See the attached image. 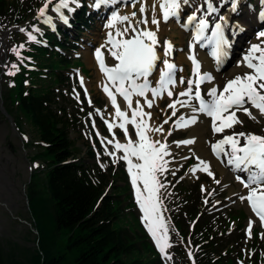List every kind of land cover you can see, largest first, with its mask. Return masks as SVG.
<instances>
[{"label": "snow or ice", "instance_id": "snow-or-ice-1", "mask_svg": "<svg viewBox=\"0 0 264 264\" xmlns=\"http://www.w3.org/2000/svg\"><path fill=\"white\" fill-rule=\"evenodd\" d=\"M118 2L121 0H92L90 6L98 10L102 7L116 5ZM228 2L229 0H220L221 6ZM239 2L240 0H230L231 12H237ZM130 3L133 8L139 5L140 15H137V11L123 15L118 11H113L104 24L105 29L108 30L105 41L95 49V59L98 62L99 70L107 81L103 84V91L114 109L112 122L104 121L109 133L112 134V138L107 140V143L112 145L114 151L109 152L105 148V154L111 155L113 163H115L116 152L123 153L119 159L126 163L135 200L142 213V222L162 259H171L166 250L172 245L169 243L168 227L161 216L164 208L159 193L165 185L159 176L167 170L169 161L165 160V157L170 156L171 153L166 142L154 140L150 134L163 131V124H167L172 117L177 115V105L190 108L192 114L187 117L180 115L173 121V128L169 129L168 135H171L173 129L187 128L196 124L200 115L210 118L212 133L223 134L222 138L210 144L211 150L217 159L221 160V163L230 166L231 170L237 173L235 179L247 190L246 195L239 196V199L247 202L251 212L258 218L260 227L264 228V128L260 133L234 130L237 125H243V121L237 115L238 112H243L257 123L259 121L251 109H256L261 115H264V30L255 32L257 42L251 43L242 59L237 62L238 67H246L250 71L229 78L223 85H217L213 83L215 77L211 73L201 71L202 64L194 54V48L196 44H199L200 47L211 46V56L216 64L222 63L228 55L226 49L231 47L230 41L225 37V27H229V21L224 15H219L218 21H213L211 35L206 36L205 32L209 29L210 23L208 18L214 13H219L220 8L214 6L213 0H202V4L187 17V23L183 25L185 28L195 25L188 55V59L192 63V75L186 81L182 76L177 81L176 73L183 69L178 68L174 62L168 59L175 50L174 44L171 41H161L158 38L160 20L155 16V5L152 7L153 15L149 21L146 15L148 11L146 0H130ZM182 3L187 4L188 0H161L159 7L162 19L166 22L170 17H176L179 21ZM51 4H53V0H44L42 7L38 10L37 18H42V23L55 30L53 18L47 14ZM70 4H75L77 8L82 7L79 0H58L51 9L64 24L69 23V17L64 14L63 10L66 9L69 13L75 11L74 8L69 7ZM197 13L200 15L197 16ZM260 15L264 18V11ZM149 23L156 26L154 30L148 28ZM118 25L122 27H118ZM141 25L144 27L141 28ZM230 27L233 35L244 31L239 22L230 25ZM19 30L25 31L24 28ZM33 31L40 30L34 28ZM129 33L132 34L130 38H124ZM117 37L120 38L117 39ZM27 38L30 41L36 40V36L31 33L27 34ZM161 44L164 58L157 53V48ZM107 46H110L108 48L110 56L118 61L111 67L107 66L102 52V49ZM19 47L22 48L23 45ZM12 51L20 58L17 48H13ZM157 61H161L163 67L160 69L158 85L150 87L149 77L156 70ZM18 70L17 65L12 64L7 74L14 76ZM177 82L179 84L186 82L187 87L167 105L172 110L171 116L158 127L150 125L152 114L144 111L145 106L149 109L152 108L154 101L162 93H166L171 99L173 97L171 88H174ZM205 83L212 84L205 91L207 99H205V95H202L201 89V85ZM80 84L83 87L82 78ZM112 89L115 91L113 92ZM148 93L151 94V99L147 98L146 94ZM117 96L121 97L124 102L123 109L117 101ZM134 97L142 98L143 102L141 99L134 101ZM182 97L186 99H181ZM193 101L196 104H193ZM89 103H91L90 100ZM133 104H135L134 107ZM129 112L131 113L130 117ZM89 115L91 116V113ZM129 125L134 130L135 138L130 133ZM93 127H95V123H93ZM114 128L122 130L126 142L122 143L116 139ZM226 130L232 131L226 132ZM97 135L99 136L98 132ZM104 142L102 137L101 143ZM173 143L177 146L190 145L195 143V139L190 138ZM226 146L228 147L226 148ZM197 159L199 163L191 171L195 173L199 169L215 179L210 164L203 159ZM38 166L33 165L32 167ZM101 167L104 165L102 164ZM215 182L220 183L219 180H215ZM254 223L256 221L250 217L247 224L249 238H251ZM260 238L264 240V232L260 233ZM188 255L191 258V251Z\"/></svg>", "mask_w": 264, "mask_h": 264}, {"label": "rangeland", "instance_id": "rangeland-1", "mask_svg": "<svg viewBox=\"0 0 264 264\" xmlns=\"http://www.w3.org/2000/svg\"><path fill=\"white\" fill-rule=\"evenodd\" d=\"M82 1L91 11L92 7L90 5L92 0H79L80 4ZM42 2H44V0H28L29 5L33 7L34 13H36V8ZM53 2L55 3L57 1L54 0ZM129 2L130 0H127V2L125 0L123 6L127 5ZM198 2H200V0H191V3H188V7L194 8V6H199ZM119 4L120 2L106 9L102 7L101 11L105 13L110 12L111 10L117 9ZM71 5L76 6L75 4ZM246 8L247 12H251V19L254 20V13H252L247 6ZM91 17L92 24L86 31L79 34L72 30L70 35L72 37L70 41L74 42L75 37L78 39L76 42L77 50L74 53L71 52V56L78 59V62L82 63L83 66H71L68 69H63L62 74L65 80L61 85H57L54 88L58 89L61 93V103L66 107L70 117L77 119L75 125L69 129V136L73 143L75 156L85 159L90 169L94 168L93 163H96L99 171L104 173L111 172L114 174L115 181L114 183H109L107 192L117 193L116 190L119 187L129 186L130 177L127 172L126 163L119 159V157L123 155L122 152H116L117 160L115 163H113V157L111 155L105 154V148H107L109 152L114 151L112 145L107 143V140L112 138V134L109 133L104 123L110 108L108 107L107 101L100 93L99 88L95 86V78L93 76L94 68L88 64V57L85 56L86 52L89 56L91 49L97 47L99 43L103 41L105 34L104 31H102L100 23L92 13ZM40 23L42 22L40 21ZM173 26L177 27L179 25L176 23H171L169 25L165 24L166 31L162 33L159 39L161 41H172L177 49L179 47L178 43L176 40L174 41V37H172V32H176V30L172 29ZM20 28H24L25 31L21 32L19 30ZM33 29L26 32V27L24 25L17 28H7L5 25L0 24V72L3 68V71L7 73L12 64L17 65L14 60L8 63L7 58L12 53L11 50L14 48L16 40H18V36L24 35L27 37L28 33L33 34L36 32L33 31ZM188 35L189 34L186 33L184 38L185 41H187ZM239 40H241V37ZM160 47L163 49L162 44ZM81 69L86 73L88 77L87 80L90 82V90L88 92L90 98L88 99L84 97V92L78 89L75 83V75L80 72ZM33 71H37L35 67ZM186 71L187 68L184 67V70L181 72L185 73ZM225 73H227V71H225ZM4 82L5 80L2 79L0 75L1 94L5 89ZM186 87V83L178 85L173 91V97L176 91ZM76 92L79 94V99H77ZM89 100L91 103H89ZM169 103L170 99L166 98L159 107H155L154 105V115L157 116L158 124H161V120L165 117L161 112L162 109L165 110V114L169 115V109L167 107ZM90 113L91 116L89 115ZM239 113L244 117L245 121L241 127L243 131L261 132V129L264 128V124L261 123L264 121V116H259V122L257 123L243 112ZM17 114L23 119L22 135L24 137L15 132L9 122L0 115V244L4 247L17 244L20 248H16V251L20 252L22 248L29 250L35 246L34 235L31 230L33 226L32 219L26 203L25 187L29 180V164L27 158L34 156L39 151V148L32 146V142L37 140L36 130L23 113L18 112ZM179 116L180 115H176L175 118L173 117L168 125L164 124L167 130L166 133L169 129L173 128V121L178 119ZM93 123H95L99 136L92 131L91 126H93ZM113 132L117 139H124L123 136H120L121 133L118 132V128L117 130H113ZM166 133L164 136L168 141L171 155L165 158V160L169 161L167 170L159 176V179L165 185L160 189L159 195L160 199L164 201V210L161 212V216L168 227L169 243L172 247L168 248L166 251L167 254L171 256V259H162L158 250L157 255L143 252L138 257L145 258L143 261L144 264H155V261H159L160 264L161 262L165 264V261L167 264H180L176 258H174L173 251L182 249L185 254L187 250L191 251L194 260L191 261L190 264H196L195 260L199 258L200 252L198 248L199 245L197 246L195 243V230H188L190 219L185 211L189 210L190 212L198 211L200 213L194 225L195 229L203 221L207 224V227H210L213 236H215V238L212 239L214 251H220V254H223L228 260L234 259L236 264H241V262H243V264H264V240L260 238V233L264 232V228H261L258 222L254 223L251 238L248 237L247 224L250 215L244 203L232 199L228 190L229 186L236 188L235 181L229 179V185L222 183L221 177L216 169H214L215 179L205 172H201L198 178H187L189 170L197 166V149L190 146L179 147L173 143L174 141L187 139L188 133L186 130L173 129L169 136H166ZM93 134L99 137L97 138L98 141L94 138ZM207 135L209 136V133H207ZM25 137H27L26 140H24ZM102 137L105 140L104 143H101ZM22 140L29 142L30 145L26 147L23 146ZM89 146H92L95 151V159L91 161L86 158V151ZM184 157H187V159H184ZM102 164L104 167H101ZM35 165L41 166L40 162H36ZM41 168L43 169V166H41ZM97 168H94L95 171ZM173 172L175 173L174 175ZM95 175L97 176L98 174L96 173ZM43 179L44 176L41 174L39 176L40 183ZM215 180H219L220 183L217 184ZM202 186L204 189L203 191ZM182 190H187L188 195H183ZM209 193H211V195H209ZM122 199L125 200V195H123ZM133 201L135 203L134 198ZM205 201H207V203H205ZM127 205L128 200H125L124 208L127 207ZM133 217L137 218L140 223L142 222V213L135 205L133 208L127 209L121 216V219L123 223H127L129 222L128 220H132ZM18 218L27 220V225L23 224L24 222H18ZM175 219L182 222L183 229L187 234L186 237L179 238L172 224L173 222L175 223ZM150 239L154 246V241L152 238ZM256 256H258L257 260ZM133 257L134 254L128 256L126 259H132ZM228 263H230V261Z\"/></svg>", "mask_w": 264, "mask_h": 264}, {"label": "trees", "instance_id": "trees-1", "mask_svg": "<svg viewBox=\"0 0 264 264\" xmlns=\"http://www.w3.org/2000/svg\"><path fill=\"white\" fill-rule=\"evenodd\" d=\"M86 14L84 6L78 9L72 27L76 26L78 31L84 29ZM32 19L28 0H0V24L11 28L28 24ZM68 32L58 30L57 35L64 36L62 42L49 27L43 26L39 36L45 46L20 38L21 62L27 65L30 58V63L40 65L39 70H27V66L19 63L16 74L7 77L10 85L5 84L2 94L3 106L14 126L21 132L23 119L17 114L21 112L36 130L35 145L39 151L31 160L41 161L43 169L33 171L25 187L28 211L36 231L35 246L19 252L17 244L9 247L0 244V264H144L145 258H139L140 254L156 255L157 252L136 219L128 224L121 219L128 209L124 204L129 195L117 190L107 194L108 175L100 173L98 178H93L84 160L75 158L68 132L75 120L69 119L65 107L58 101L59 92L53 88L63 81L62 65H70L69 58L55 48L75 49L66 44ZM92 156L89 148L87 157ZM41 174L44 179L40 183ZM177 225L182 230L181 222ZM194 235L196 243L202 246L197 264L224 263L220 251H214L215 236L204 222L195 229ZM181 253L174 255L178 257ZM133 254L132 259H126Z\"/></svg>", "mask_w": 264, "mask_h": 264}, {"label": "bare ground", "instance_id": "bare-ground-1", "mask_svg": "<svg viewBox=\"0 0 264 264\" xmlns=\"http://www.w3.org/2000/svg\"><path fill=\"white\" fill-rule=\"evenodd\" d=\"M201 1L202 0H200V2ZM213 1H216V0H213ZM160 2H161L160 0H146L147 8H148V11L146 12V15L148 16L149 21H150L152 15H153V11H152L153 5H155V16H156V18L158 20H160V25H159L160 30L158 32V38H160L162 33H164L166 31L165 25L162 24V21H161L162 14H161V10H160V7H159V3ZM200 2H198L199 5H200ZM123 3H124V1L121 0V2L119 4V7L117 6V9L115 11H118L119 14H121V15L129 14L132 11H137V15L138 16L140 15L139 12H138L139 5H137L136 8H133L131 6V3H128L125 6H123ZM188 3H191V0H189ZM228 10L229 9H225L222 12V15H224L226 18H230L232 16L231 14L228 13ZM212 18L215 19V20H218V18L216 16H213ZM237 21H239L240 26H242L244 29H246L247 32L245 34H243L242 36H240V37H242L241 41L238 39L237 36H236L235 40H232V34H230L229 31H227V33H226V38L230 41V44H231V47L227 48V51L230 54V59L227 60V64H226V65H228L226 67L229 68L227 73H223V71H222L223 69L218 70L216 63H210L208 60H206L204 58L202 59V68H201L202 72L211 73L215 77V80H214L213 83H215L217 85H223L229 78H232V77H234L237 74H242V73L248 72V70L245 67H238L237 66V62L242 59V56L248 50L249 45L251 43H256L257 42L256 36H255V32H257L259 30H264V22L262 24H257L255 22V19L254 20L251 19V13L247 12V9L245 11L241 12V16L239 17V19H237ZM169 24H171V23H169ZM118 27H122V26L118 25ZM143 27H144V25H141V28H143ZM155 27L156 26L151 25V23L148 24V28H150V29L154 30ZM251 27L252 28L255 27V28L253 30H251ZM172 29L176 30V32L174 31L175 32L174 34L172 32V35H173L172 37H174V35H175L178 38L177 41H176L178 43V45H182L183 41H184V38H185V34H186L185 27L182 26V25H180L179 27L173 26ZM249 29L251 31H249ZM131 35L132 34L129 33L124 38H128ZM100 45H98L97 47H99ZM157 53H158L159 56L164 58L163 57V49L160 46L157 48ZM85 56L88 57L87 58L88 64L91 65L94 68L93 76L95 78V81H94L95 86L98 87L101 90V86H102V83H103V77L101 76L99 71L96 69L95 63H94L93 58L91 56V53L88 56V53L86 52ZM201 57H203V55H201ZM168 59L171 61L172 60V56L168 57ZM174 61L180 66H182L184 63L190 65L188 60H187V54L186 53H177L176 57L174 58ZM160 67L161 68L163 67L162 63L160 64ZM188 78H189V75L187 76L186 80ZM84 80H85V83H86V90L89 91L90 90V82L86 78ZM211 86H212V84H209V83L203 84L202 89H203L204 93ZM172 89L173 88H171V90ZM103 96L105 98H108L104 93H103ZM146 96H147V94H146ZM166 98H167V95H166V93H164L162 96L158 97L154 101L152 108L149 109V108H147L145 106L144 111L150 112L152 114L151 115V120L149 121L150 125H152L154 127L160 126V124H158L157 116L154 115V109L153 108L159 107V105ZM135 99H141L142 102H143L142 98H136V97L133 98L134 101H135ZM181 99H186V98H181ZM108 102H109V99H108ZM120 105H121L122 109L125 107V105L122 102H120ZM154 105H155V107H154ZM109 106H110V111L108 112V114L105 117V119L109 120L110 122H112L113 117H114V109L108 103V107ZM134 106H135V104H133V107ZM169 111H171V109H169ZM251 111H252L253 115L256 116L257 120L259 119L258 118L259 116H264V115H261L258 112V110H256V109H251ZM161 112L164 114V116L166 115L164 109H162ZM129 113H128V115H129ZM181 113H182L181 115H185L186 117L190 116L192 114L190 108L184 109ZM237 115L243 121V124H244V122H245L244 121V117L242 115H239V114H237ZM261 123L264 124V121L261 122ZM128 127L130 129V126H128ZM241 127L242 126L237 125L234 130L243 131L241 129ZM115 129L116 128H114L113 130H115ZM177 129L186 130L187 133H188L187 139H190V138L195 139V143L194 144H190V145L181 144L179 147L190 146V147H193L194 149H197V158L203 159L206 162H208L210 164V168H211V171L213 173H214V169H216L218 171L220 177H221L222 183H225V184L229 185L228 180L229 179H233L235 181L236 188H232L231 186L228 187V190H229V193H230V197L232 199H234V200L241 201L239 199V196L246 195L247 190L244 189L243 186L235 179V176L233 175V173L230 172L229 169L221 166L210 155V144L214 143L219 137V134H213L212 131H211L210 118H208L206 115H200L199 119H198V122L196 124H194L192 126H189L187 128H177ZM165 131L166 130H165L164 126H163V131L162 132L151 133L150 135L152 136V138L154 140H161L162 142H165V139H164ZM230 131H232V130H226V132H230ZM254 132L260 133L258 131H254ZM207 133H209V136L207 135ZM221 137H222V135H220L219 139ZM133 138H135V137H133ZM124 142H126V140H124ZM168 150H169V152L171 151L169 147H168ZM116 156H117V153H116ZM134 162H135V160H134ZM198 163H199V161H198ZM198 163H197V165H198ZM201 172H203V171H200L199 169L195 173H193L191 170H189L187 178H189V179L198 178L200 176ZM141 187H142V185H141ZM241 202L244 203V205H245V207L247 209L246 202L245 201H241ZM250 217L254 221L257 222V220H255L252 217L251 214H250Z\"/></svg>", "mask_w": 264, "mask_h": 264}, {"label": "water", "instance_id": "water-1", "mask_svg": "<svg viewBox=\"0 0 264 264\" xmlns=\"http://www.w3.org/2000/svg\"><path fill=\"white\" fill-rule=\"evenodd\" d=\"M0 111L5 115V117L9 120L11 126L13 127V125H12V120H11V118L7 115V113H6V111L4 110V108L2 107L1 102H0Z\"/></svg>", "mask_w": 264, "mask_h": 264}]
</instances>
